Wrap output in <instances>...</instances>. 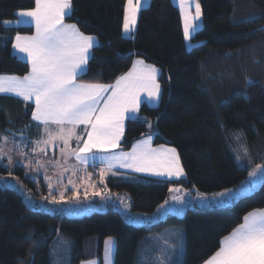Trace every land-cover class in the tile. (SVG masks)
<instances>
[{
    "label": "trees",
    "instance_id": "16d2710c",
    "mask_svg": "<svg viewBox=\"0 0 264 264\" xmlns=\"http://www.w3.org/2000/svg\"><path fill=\"white\" fill-rule=\"evenodd\" d=\"M125 2L71 0L72 12L65 21L97 39L78 81L112 84L137 58L157 67L160 103L154 108L142 105L138 117L126 121L120 149L127 151L135 141L152 136L154 145L176 149L185 178H104L110 193L129 197L131 213L150 220L143 226L125 222L113 209L70 217L31 209L22 195L0 187V264H52L51 248L59 235L71 241L70 259L62 264H79L92 256L102 264L105 238L116 243L113 264H144L142 237L170 227L184 231L181 264H203L247 213L264 208L263 178L257 190L231 205L188 207L182 218L175 213L162 220L155 217L170 188L198 194L237 188L251 168L264 164V0H198L202 24L191 49L185 47L179 11L171 0H150L139 12L134 36L124 38ZM33 7L34 0H0V75L29 72L11 47L17 34H31L33 29L6 28L4 22ZM32 111L31 104L0 96V141L19 133L37 139ZM236 158L245 165L240 167ZM0 173L8 171L0 165ZM11 174L30 189L38 185L48 193L42 177L27 180L18 166ZM100 177L98 172L92 179Z\"/></svg>",
    "mask_w": 264,
    "mask_h": 264
},
{
    "label": "snow or ice",
    "instance_id": "6c2138e0",
    "mask_svg": "<svg viewBox=\"0 0 264 264\" xmlns=\"http://www.w3.org/2000/svg\"><path fill=\"white\" fill-rule=\"evenodd\" d=\"M179 2L187 41L199 27L195 22L201 18V5L198 0ZM141 3L142 0H135V3L134 0H126L123 16L125 34L135 30ZM190 3L195 6L194 15L189 10ZM34 4L33 8L17 13L18 17L29 19L17 22L33 24L35 33L31 36L17 34L13 44L14 49L24 54L30 71L23 77L0 76V93H13L35 105L32 119L43 125V134L40 140L34 142L32 151L35 153L39 149L46 154V146L62 143L60 153L63 163L67 164L69 158L74 157L80 165L88 163V154L95 161L97 152H111L110 156L99 157L100 162L105 164V169L100 172L101 178L117 165L156 176L183 177L185 172L176 149L151 147V136L137 141L131 152H115L120 147L125 120L136 118L141 93L147 92L149 99L159 98L158 69L145 64L143 60H136L132 68L112 84L78 82V78L87 71L95 37L85 35L76 24L65 23V17L71 15V0H34ZM81 125L84 126L82 131L86 139L77 133ZM73 140L76 141V148L71 147ZM3 154L4 149L0 147V158ZM50 163L62 167L60 161ZM37 165L44 167L39 161ZM258 171L264 175V166L257 165L249 176H256ZM45 179L50 180L47 176ZM69 183L72 181L69 180ZM169 191L176 193L180 189L170 188ZM214 196L232 197L233 191L228 189ZM200 198L206 199L204 194H200ZM63 199L61 192L60 201ZM172 199L180 204L185 203L179 196L174 195ZM52 200L54 203L60 202L55 197ZM165 204H168L167 200ZM160 208L164 209V205ZM243 220L221 240L220 248L204 264H264V209L248 213ZM112 245L111 238L105 241V264H110ZM88 264L97 262L90 261Z\"/></svg>",
    "mask_w": 264,
    "mask_h": 264
},
{
    "label": "rangeland",
    "instance_id": "374dc122",
    "mask_svg": "<svg viewBox=\"0 0 264 264\" xmlns=\"http://www.w3.org/2000/svg\"><path fill=\"white\" fill-rule=\"evenodd\" d=\"M43 131H39V137L37 139H30V136L19 133L13 135L6 140L3 138L0 141V147L4 149V154L0 158V165L5 168L8 173H0V187L10 188L20 195L23 196V201L25 205L31 209H37L44 212H54L57 211L64 216H72L74 214H84L90 215L95 211H105L108 209H113L118 211L125 222L133 223L136 226L146 225L150 220L146 217H143L142 214L131 213L129 211L130 202L129 197L125 194H117L113 197V193L106 191V194L103 193V190H106V180L104 179L107 175L105 174L103 178L92 179V176L95 175V171L89 172L87 170H80L76 168L71 163V158H69L67 164L63 163L61 157L60 148L63 147V144L60 143L55 149L56 145L46 146V154L41 153L39 149L34 153L32 148L35 146L34 142L42 138ZM75 141V140H74ZM33 142V143H32ZM32 143V145H30ZM57 151V156L54 153ZM26 154V155H25ZM243 156H248L246 148L243 152ZM9 157H11V163H9ZM37 161L44 165V167H38ZM52 161H60L62 167H55ZM237 164L242 167L245 165L240 158H236ZM249 163L248 159L246 164ZM264 166V164H261ZM20 167L24 170V177L27 180H34L38 177H42L47 184L48 193H42L38 185L34 190L30 189L17 175L11 174L15 167ZM64 168H68V171H63ZM256 167L251 168L249 171L252 172ZM74 169V170H73ZM101 170H99L100 174ZM247 175L245 181L237 188H231L233 192L246 191L238 196L239 197L249 195L253 191L257 190L262 184L264 175L261 172H257L256 176L251 177ZM45 176L49 177L50 180L45 179ZM69 180L72 183H69ZM49 183H51V188H49ZM75 185V188L73 187ZM183 190V192H182ZM228 190V189H226ZM222 190L212 194H204L205 197L212 195L210 198L214 201H220V197H215L214 194L225 192ZM72 191V196L71 192ZM34 192V193H32ZM63 192L64 199L60 201V193ZM182 193H187V195H192L191 191L182 188L181 191L173 193L170 192L171 198L179 196L184 199ZM194 192V191H192ZM93 193H100L99 195H94ZM234 194V193H233ZM106 200V204L104 200ZM55 197L59 203H54L52 198ZM47 198V199H45ZM207 198V197H206ZM230 197H228L229 199ZM208 199H205L207 201ZM235 200H230L229 202L233 203ZM183 207L182 204L173 200L169 205H164V209H171V213H175L180 218L184 216L183 212L177 214L179 208ZM159 210V209H157ZM158 211H156V216ZM161 215L157 220H162L167 214ZM138 216V217H137ZM155 216V217H156ZM109 238H105L102 243V249L105 246V241ZM114 242L115 240L111 238ZM142 248L144 247L143 252V262L144 264H181L182 255L184 250V231L182 227H170L166 228L158 233L151 235H146L142 237ZM116 245V243H115ZM114 250V243L112 245V253ZM71 252V241L69 238L59 235L55 238L53 246L51 248V257L52 264H62L65 261H68ZM113 254H111L112 257ZM110 257V258H111ZM105 259V248L102 251V264H104ZM143 264V263H142Z\"/></svg>",
    "mask_w": 264,
    "mask_h": 264
},
{
    "label": "crops",
    "instance_id": "0c3cea01",
    "mask_svg": "<svg viewBox=\"0 0 264 264\" xmlns=\"http://www.w3.org/2000/svg\"><path fill=\"white\" fill-rule=\"evenodd\" d=\"M171 2L173 3V5L175 6V7H177V9H178V11H179V15H180V19H181V27H182V33H183V19H182V16H181V9H180V2H179V0H171ZM134 3H135V0H134ZM149 3H150V0H142V3H141V6H140V10H139V12L142 10V9H144V8H146L148 5H149ZM125 5H126V2H125ZM34 6H35V4H34ZM189 10H190V12L194 15L195 14V6H194V4H191L190 3V8H189ZM20 12V11H19ZM71 12H72V9H71ZM139 12L137 13V21H138V15H139ZM65 18H67V17H65ZM25 19H29V18H21V17H18V16H16V18L15 19H13V20H10V22L11 23H8V24H5L4 23V26L6 27V28H18V27H31L32 29H33V32L31 33V34H19V35H22V36H31V35H33L34 33H35V27H34V25L33 24H31V23H23V22H20V23H18L17 21L18 20H20V21H22V20H25ZM65 23H69V22H66L65 21ZM195 23H198L199 24V27L192 33V35H191V38L189 39V40H185V38H184V33H183V38H184V43H185V47L187 48V49H191V47L193 46V44L191 43V39H192V37L194 36V34L200 29V27H201V24H202V15H201V18H200V20L199 21H197V22H195ZM70 24H73V23H70ZM136 27H137V23H136ZM136 27H135V30L131 33V34H125L124 32H123V26H122V35H123V37L124 38H132L133 36H134V34H135V31H136ZM90 36V35H89ZM94 37V36H93ZM15 43V37L13 38V43H12V47H11V51H12V54L13 55H15L18 59H20L21 61H23V62H25V63H27V65H28V67H29V71H30V64L28 63V61H27V59L25 58V56H24V54H22V53H19L16 49H14L13 48V44ZM97 45V39L95 38V45H94V47ZM93 47V48H94ZM92 48V49H93ZM92 49H91V52H92ZM136 60H142V59H139V58H137V59H135L134 61H136ZM133 61V62H134ZM144 61V60H143ZM145 62V61H144ZM145 64H148V65H151V64H149V63H146L145 62ZM88 65V64H87ZM132 65H133V63H132ZM132 65H131V68H132ZM87 67V66H86ZM155 67V66H154ZM130 68V69H131ZM156 69H158L157 67H155ZM129 69V70H130ZM128 70V71H129ZM127 71V72H128ZM126 72V73H127ZM159 74H160V70L158 69V72H157V74H156V80H157V83L159 84V82H158V77H159ZM0 76H6V77H8V76H15V75H0ZM17 77H23V76H17ZM79 82V81H78ZM83 83V82H82ZM160 85V84H159ZM0 96H6V97H11V98H15V99H18V100H20V101H22V102H24V103H27V104H31L32 106H33V110H34V108H35V105H34V103L33 102H31V101H24L23 100V98L22 97H18V96H16L15 94H13V93H0ZM160 97H161V86H160V95H159V98L158 99H149L148 98V94H147V92H144V93H141V103H140V107L142 106V105H145V106H148V107H152V108H154V107H157L158 105H159V103H160ZM140 107H139V110H140ZM139 110H138V112L135 114L136 115V118L138 117V115H139ZM31 120H32V122L39 128V131L41 132V131H43V125H40L39 124V122L38 121H34L33 119H32V114H31ZM128 119H126L125 120V122H124V128H125V123H126V121H127ZM83 128H84V126L83 125H81L78 129H77V133L78 134H80V135H83V138L84 139H86L87 137H86V135H84L83 134ZM38 137H39V135H38ZM37 137V138H38ZM123 137V136H122ZM148 137V136H147ZM147 137H143V138H141V139H139V140H137V141H140V140H143V139H145V138H147ZM151 147H153V148H159L160 146H164V147H166V148H173V147H171V146H167V145H154V143H153V137L151 136ZM121 140H122V138H121ZM121 140H120V142H121ZM137 141H135L134 143H133V145L137 142ZM133 145L131 146V148L129 149V150H127V151H123V152H131V150H132V147H133ZM76 141H71V147L72 148H76ZM81 146H82V144H81ZM55 149H57V145L55 146ZM54 149V150H55ZM122 150L120 149V147L119 148H117V149H115V152H121ZM112 153L111 152H97V159L95 160V161H93L92 159H91V154H88L89 155V160H88V163L86 164V165H80L76 160H75V158L74 157H71V163L76 167V168H78V169H80V170H89V169H93V170H97L98 172H99V170H102V169H105V164L104 163H101L100 162V160H99V157L100 156H110ZM178 154V153H177ZM55 155L57 156V151L55 150V153H54V157H55ZM180 160V159H179ZM180 164H181V162H180ZM182 166V165H181ZM106 173L107 174H113V173H115V174H124V175H135V176H141V177H146V178H152V179H157V180H163V181H180V180H183L184 178H185V175L183 176V177H180L179 179H177V178H175V177H167V176H156V175H153V174H151V173H148V172H136V171H134L133 169H131V168H120L118 165L116 166V167H114L113 169H112V171L111 172H107L106 171ZM106 177H108L107 175H105ZM110 176V175H109ZM239 187V186H238ZM177 188H179L180 189V191H181V189H182V187H177ZM106 191H108L107 189L106 190H103V193L104 194H106ZM71 192V196H72V191H70ZM109 192V191H108ZM182 192H183V190H182ZM181 192V194H183V197H184V201H185V203L184 204H182L183 205V207L181 206V208H179L178 209V211H176V213L177 214H180L181 212H183L184 211V209L185 208H188V207H223V206H228L230 203L229 202H231L230 200H235L238 196H241V194H243V192H246V191H241V192H233L234 194H233V196L232 197H230L229 199H228V197H220L221 198V200L220 201H214V200H211L212 198H210L212 195H209V196H206L207 198L206 199H208L207 201H205V199L204 200H201V198H200V194H198V193H195V192H192L191 191V193H192V195H187V193H182ZM117 194H114L113 195V197H115ZM205 196V195H204ZM215 197H219V196H215ZM109 197L107 196V198L104 200V202H105V204H106V200L108 199ZM167 201H168V205H169V203L172 201V198H171V196L169 195V197L166 199ZM161 205H167V204H165V202H163ZM160 205V206H161ZM160 206L157 208V209H159V210H157L158 212H157V214H158V216H156V218H160L161 217V215H163V214H166L167 212H173V211H170V210H172L171 209V207H170V209H167V210H160ZM261 209H264V208H261ZM261 209H256V210H261ZM256 210H253V211H256ZM253 211H251V212H253ZM250 213V212H249ZM248 214V213H247ZM246 214V215H247ZM245 215V216H246ZM138 217V216H137ZM244 218V217H243ZM244 222V220L242 221V223ZM241 223V224H242ZM238 227V226H237ZM236 227V228H237ZM235 228V229H236ZM232 232V231H231ZM230 232V233H231ZM229 233V234H230ZM228 234V235H229ZM223 239V238H222ZM221 239V240H222ZM108 240V239H107ZM104 242V241H103ZM221 242V241H220ZM114 243V250H113V255H112V257L110 258V264H113V261H114V255H115V241L113 242ZM220 246H221V244H220ZM105 248V246L103 247V249ZM220 248V247H219ZM103 249H102V251H103ZM90 261H96L97 262V264H99V261L97 260V258L95 257V256H92V257H89V259H86V260H83V261H81L79 264H88V262H90ZM104 264H105V259H104ZM204 264V263H203Z\"/></svg>",
    "mask_w": 264,
    "mask_h": 264
}]
</instances>
